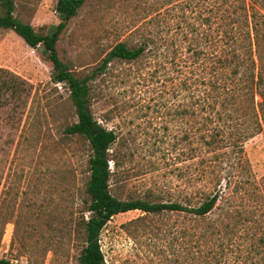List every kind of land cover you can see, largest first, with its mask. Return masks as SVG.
Here are the masks:
<instances>
[{"label": "rangeland", "instance_id": "1", "mask_svg": "<svg viewBox=\"0 0 264 264\" xmlns=\"http://www.w3.org/2000/svg\"><path fill=\"white\" fill-rule=\"evenodd\" d=\"M55 1L13 0V16L45 33L58 22ZM204 1L193 9L197 0H86L58 36L56 54L76 78L99 66L116 43L144 48L138 59L111 61L87 83L90 113L116 136L109 150L111 196L185 206L220 196L218 207L196 220L138 210L112 216L98 236L104 264H239L253 257L264 263V104L260 110L245 78L250 67L260 73L264 92V20L256 19L253 68L248 53L236 51L243 65L226 96L237 111L181 114L214 81L210 49L189 29L207 15ZM245 3L264 15V0ZM0 69L32 86L20 114L9 92H0V259L77 264L84 245L79 220L90 215L82 209L89 150L81 137L62 133L76 121L68 90L50 81L41 45L29 48L10 30L0 29ZM200 133L221 141L203 147Z\"/></svg>", "mask_w": 264, "mask_h": 264}, {"label": "trees", "instance_id": "2", "mask_svg": "<svg viewBox=\"0 0 264 264\" xmlns=\"http://www.w3.org/2000/svg\"><path fill=\"white\" fill-rule=\"evenodd\" d=\"M85 1L56 0L54 12L58 22L52 30L40 33L34 31L29 24L23 23L13 16V0H0V29L10 30L29 48L34 49L41 45L44 59L51 66L50 81L66 85L68 90L67 99L73 109L76 121L65 125L62 133L67 136L81 137L86 141L89 150L86 160L88 178L84 186L86 198L82 200V209L90 215L85 220L82 217L79 220L84 245L79 250L76 261L77 264H104L98 244V236L103 226L112 216L138 210L145 214L183 213L190 215L196 220L204 218L218 207L220 196L216 192L204 195L194 206H185L178 202L150 203L139 199L118 200L110 195L108 182L111 173L108 168V162L111 159L109 158V150L115 142L116 136L112 130H107L100 126L90 113L87 83L96 74L101 73L111 61H133L138 59L144 53V48L142 46L129 48L122 42L116 43L102 58L99 66L81 78L74 77L65 64L59 60L55 44L59 34L66 27L67 21L75 16L77 10ZM235 1L238 2L236 6H232L233 2L231 0H205L207 15L201 18L202 20H200L198 25L192 24L189 28L192 33L200 35L198 40L204 41L210 49L209 60L214 81L211 83L209 92L205 96L193 98L194 101L189 104L191 109L183 108L180 111L181 114L185 113L191 117H196L198 114H205L207 110L213 112L216 109L215 113L219 115L220 113L233 112L238 109L234 106V100L226 96L227 92L230 91L227 86L235 83L238 69L243 65L242 58L239 59L236 51L244 49L248 53V57H250V63L253 68V61H251L252 47L258 44L256 19L260 17L264 20V15L259 13L252 5L247 6L245 0ZM196 7L200 9L198 0L193 9ZM248 9L251 10L248 11ZM197 19H199V16H197ZM241 21L242 25L237 29L235 25H239ZM200 28H202V33H198ZM219 47L221 48L218 49ZM184 52L193 53L188 47L184 49ZM217 52H221V54L218 55ZM250 69L251 67L248 69L245 78L249 84L251 96L257 91L256 95L260 99L259 109L262 110L264 92L260 91L259 87L263 84V79L260 73L256 72L254 74L253 70L251 71ZM224 71H228V73L226 74ZM0 73L3 76L0 79V92L8 91L10 97L15 101L14 109L17 113H22L21 110L26 106L30 96L31 84L11 72L0 69ZM187 80L188 77L182 75L179 85L183 91L188 89ZM250 102L252 103V97H250ZM254 116L255 118L257 117L255 112ZM255 127L257 131L260 128L257 119ZM217 137L218 135L213 134V136L206 138L204 133L198 134L201 145L212 149L217 147L221 141V138ZM212 158H216V156H212ZM232 174L233 170L229 171L226 178H223L224 189H229L230 178L228 176H232ZM233 183L235 184V182ZM259 244L262 245V240L257 241L254 246L255 250L256 246L260 247ZM222 252L223 249L221 248L218 258H221ZM247 253L249 254V252ZM218 258H215V260ZM253 258L249 262L243 260L239 264H256L252 262ZM0 264L13 263L0 259Z\"/></svg>", "mask_w": 264, "mask_h": 264}]
</instances>
